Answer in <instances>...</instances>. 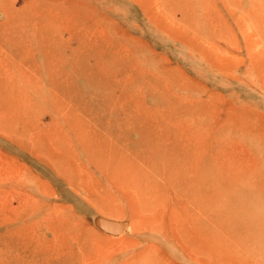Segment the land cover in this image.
<instances>
[{"label": "rangeland", "instance_id": "obj_1", "mask_svg": "<svg viewBox=\"0 0 264 264\" xmlns=\"http://www.w3.org/2000/svg\"><path fill=\"white\" fill-rule=\"evenodd\" d=\"M94 156L155 199L98 168L86 193ZM198 163L200 252L145 259L151 221L195 213ZM69 258L264 264V0H0V264Z\"/></svg>", "mask_w": 264, "mask_h": 264}, {"label": "bare ground", "instance_id": "obj_2", "mask_svg": "<svg viewBox=\"0 0 264 264\" xmlns=\"http://www.w3.org/2000/svg\"><path fill=\"white\" fill-rule=\"evenodd\" d=\"M97 158H98V156H97ZM97 158L95 157L94 160H96ZM96 161H97L96 164L93 165L94 168L93 167L88 168L87 166H84L86 175H85V177H83L81 179V182H80L82 184V186L84 187V190L88 194L92 193V191L94 192V189L92 186V181L96 180V179H94V176L96 174L95 171L97 170V168L104 174V176H107L106 177L107 183L114 185L116 188L123 187V188L130 189L133 193L136 194V196L140 200L142 198L146 199V198H150V197H152V199L154 200L155 199V197H154L155 192L161 188L159 184L154 183L155 182L154 179H150L151 177L148 178L147 176H144V177H139V178H133V179L128 178L127 179V178H124L125 173H122V179H120L119 183H118L117 182L118 180H114V179L110 178V176L108 177V175H109L108 168L104 167L105 165H102L101 162H100L101 163L100 164L98 162L99 160H96ZM97 163H99V164H97ZM118 167H120V166H118ZM192 175L193 176H189V178L191 180H193V186H192L193 188H189L188 187L189 184H188V186H185V189H187L188 192L192 191L191 195L187 198V204L189 205V204L193 203L194 208H195V213L192 215V213L189 211L188 206H185L184 207V213L181 216L180 220L178 221L176 228H174L175 232L172 234H170L169 227L167 225H164L163 223H161L160 219H158V220L155 219V222L151 221L150 227H151V230L153 232L150 234L144 235L146 241L147 242L149 241L151 243V244L149 243L150 247L147 250H145V253L147 252L145 259L151 260V259H154L155 256H157V255L158 256L169 255V252L174 249L175 243L180 245L182 250L185 252V251H187V249L190 248V244H192L191 243L192 240L195 242V244H197L198 250L200 252L199 242L201 243L203 240L202 239L203 237L201 238V236H200V231H201V222H200L201 221V204H200V199H201V195H202L201 194L202 193V175H201L200 163H198V165L196 166V170L192 172ZM189 178L186 177V183H189L188 182V181H190ZM113 181H115V182H113ZM99 182L101 183L100 180H99ZM73 186L77 187L78 185L75 184ZM79 188H80V186H79ZM58 198L69 199L70 197L68 196V198H67V195L62 194L61 196H57V199ZM78 202H79V200H78ZM142 205L145 208H149V206L152 205V203L150 202V199H148L147 202L146 201L142 202ZM54 207L55 206L48 208L47 213H44V216H45V219L47 221H49V223L47 224L48 229L52 230L54 238L55 237L57 238L59 232L62 231V229H64V228H61V226L55 225V224L59 220L64 219L65 215H64V213L61 214L58 211V209H56ZM79 207H80V205H79ZM81 208L83 210L87 209V207H83V206ZM72 209L73 208L71 207V210ZM26 223H27V220H26ZM26 223L25 222L23 223V225H22L23 228H25V229L29 228L30 229V227L28 226L29 224L27 223V225H26ZM27 226H28V228H26ZM25 229H24V231H25ZM71 229L75 230V231L77 230L74 227H71ZM44 232L45 231L42 232L43 234L39 233L36 235V238L38 240V243H37L38 245H40L43 240H48V236ZM201 233H202V231H201ZM139 245H140V243H139ZM143 248H145V247H143ZM143 248H141V250H143ZM139 251H140V249H139ZM142 252H144V250ZM142 252L140 251V254ZM145 253H143V257H144ZM195 254H194V256H195ZM197 255H199V254H197ZM188 256H190V255H188ZM139 257H141V256H139ZM45 258H46V256H45ZM197 258H199V257H197ZM158 259H160V258L158 257ZM139 260H140V258H139ZM149 260H148V262H149ZM142 261L143 260H141V262ZM48 263H49V261H48ZM162 263H163V261H162ZM55 264H76V261H73V260L71 261V258H69L68 260L56 259ZM152 264H160V263L158 262V263H152Z\"/></svg>", "mask_w": 264, "mask_h": 264}, {"label": "water", "instance_id": "obj_3", "mask_svg": "<svg viewBox=\"0 0 264 264\" xmlns=\"http://www.w3.org/2000/svg\"><path fill=\"white\" fill-rule=\"evenodd\" d=\"M122 228H123V226L122 225H120V226H118V230H122Z\"/></svg>", "mask_w": 264, "mask_h": 264}]
</instances>
